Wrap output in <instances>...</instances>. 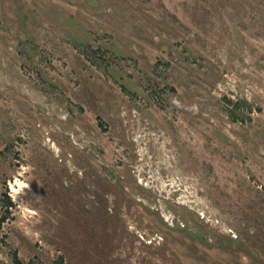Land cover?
Segmentation results:
<instances>
[{"label": "rangeland", "instance_id": "374dc122", "mask_svg": "<svg viewBox=\"0 0 264 264\" xmlns=\"http://www.w3.org/2000/svg\"><path fill=\"white\" fill-rule=\"evenodd\" d=\"M5 214L0 264H264V0H0Z\"/></svg>", "mask_w": 264, "mask_h": 264}, {"label": "trees", "instance_id": "16d2710c", "mask_svg": "<svg viewBox=\"0 0 264 264\" xmlns=\"http://www.w3.org/2000/svg\"><path fill=\"white\" fill-rule=\"evenodd\" d=\"M75 40L80 42L81 37H76ZM4 203H5L6 206H11L12 203H13L11 198H10V196H9L8 191H6L5 194H4ZM6 218H7L6 214L1 216V218H0V226L6 220ZM16 263L21 264L22 262L16 258Z\"/></svg>", "mask_w": 264, "mask_h": 264}, {"label": "bare ground", "instance_id": "6f19581e", "mask_svg": "<svg viewBox=\"0 0 264 264\" xmlns=\"http://www.w3.org/2000/svg\"><path fill=\"white\" fill-rule=\"evenodd\" d=\"M17 192H18V190H17ZM17 192H16V193H17Z\"/></svg>", "mask_w": 264, "mask_h": 264}]
</instances>
